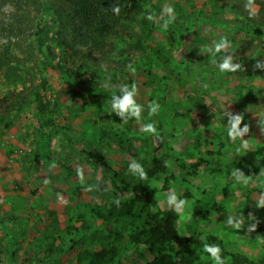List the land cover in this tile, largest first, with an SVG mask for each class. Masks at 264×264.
<instances>
[{
  "label": "rangeland",
  "instance_id": "rangeland-1",
  "mask_svg": "<svg viewBox=\"0 0 264 264\" xmlns=\"http://www.w3.org/2000/svg\"><path fill=\"white\" fill-rule=\"evenodd\" d=\"M263 2L255 0L257 20L264 15L260 12ZM142 3L145 11L138 20L127 15L124 24V17L113 15L111 24L116 28L111 34L131 33L128 38L107 37L101 44L77 42L80 53L68 58L48 49V55L56 58L42 69L41 82L29 74L37 58L41 59L36 46L29 48L26 39L12 45L17 58L0 68V101L5 102L4 106L0 102V264H78V252L92 247L96 235L93 231L89 234L91 230L83 231L75 236L74 246L68 233L71 220L89 215L95 203L104 204L122 195L114 186L115 175H127L132 187L142 182L129 171L130 163L136 160L146 171L152 157L170 147L173 162L206 160L198 176L190 178L191 191L200 202L190 201L179 212L181 233L217 234L227 251L246 254L256 264H264V244L239 236L227 225L229 217L233 223L242 222L241 226L253 221L250 214L254 220L258 216L264 219V209L257 207L264 198V177L257 179L264 169V131L259 126L264 120V67L253 70L257 60L264 61V27L256 30L245 26V15H249L246 0ZM166 5L174 8L176 16L168 30L147 19L154 14L160 20ZM22 12L10 4L1 22ZM37 16L32 10L31 21H38ZM221 37L231 42L228 53L243 66L240 71L221 73L211 63V53L201 51ZM2 41L0 57L8 48ZM223 55L217 54L215 59L219 62ZM25 56L30 58L22 62ZM4 59L5 54L2 62ZM17 60L24 63L18 70L25 83L22 86L13 85L19 75L15 70ZM129 64L136 69L134 74L128 70ZM108 81L114 88L103 86ZM132 83L138 87L136 99L144 111L139 122L133 118L124 123L108 101L114 90L122 95L121 84ZM94 87H104L109 95L91 94ZM23 97H28L31 104L13 109L11 104L22 103ZM153 101L160 108L149 117L148 104ZM39 102L45 105V113L39 109ZM227 112L243 113L241 128L250 126L244 137L250 142L248 150L236 152L242 142L228 137ZM146 123H155L156 135L142 130ZM54 132L46 154L42 147ZM160 134H164L163 140ZM53 162L55 168L51 167ZM178 165L171 168L185 176ZM81 169L83 183L77 175ZM234 169L237 175L252 176V181L248 185L237 182L232 176ZM157 185L161 188L163 183ZM186 186L182 180L170 189L179 197ZM88 187L93 190L86 191ZM171 194L170 190L158 193L162 210L170 209L167 196ZM219 205L224 206L223 211L217 210ZM93 222L94 231L99 229L105 235L116 232L113 225L100 226L99 219ZM140 248L134 247L123 263L146 264L151 255Z\"/></svg>",
  "mask_w": 264,
  "mask_h": 264
},
{
  "label": "trees",
  "instance_id": "trees-1",
  "mask_svg": "<svg viewBox=\"0 0 264 264\" xmlns=\"http://www.w3.org/2000/svg\"><path fill=\"white\" fill-rule=\"evenodd\" d=\"M62 2L56 0H0V43L3 42V39L8 47L5 50L6 53L4 51L0 57L1 69L8 65L7 62L17 58L12 53V45L25 39L29 48L36 46L41 55V59L37 58L35 62L36 67H31L32 70L29 73L32 77H39L41 82L44 81L41 73L51 66L56 58L48 55V49L57 51L61 58H68L72 54L78 56L80 53L79 47H76L77 42L79 44H101L107 37L123 40L128 38L127 36H131V33L128 35L127 32L115 31L111 34L112 30L116 28L111 24L114 15L111 8L113 4L117 3V0H63ZM142 2L143 0H119L120 16L124 17V24L127 21L125 16L131 15L138 20L144 14L145 7ZM10 4L15 5L17 10L20 12L23 10V12L21 15L13 14L6 23L1 22V16L5 14L3 12ZM32 10L38 14V21H31ZM260 12L264 14V2L261 3ZM245 16V26L256 30L263 29L264 15L259 20L256 17L253 19L249 18V15ZM17 17L19 20L15 21ZM4 54L6 60L4 59L2 62ZM29 58L25 56L22 62ZM17 61L15 70L19 75L13 80V85L17 83L22 86L25 83L20 76L21 71L18 70H21L20 66L24 63L20 60ZM37 65L39 69H36ZM36 70L38 73H35ZM90 93H97L103 97L109 95L104 87H94ZM36 94L32 95L35 100H38ZM0 102L4 106V100L2 99ZM39 103V109L45 113V105L42 102ZM30 104L28 97H23L22 103H12L11 107L22 109L23 105ZM2 120L3 117H0V122ZM9 125V123L6 124V126ZM163 135L160 134L162 140ZM55 136V132L49 135L46 146L42 147L46 154L50 151V143ZM173 160L174 154L171 147L152 157L151 165L146 170V179L134 187L127 180V175H115L114 186L122 195H118L104 204L95 203L91 206L89 215L81 214L73 218L75 222L73 219L71 220L68 225V233L70 242L75 243L74 246L77 245L75 240L77 234L91 230L89 234L94 232V236L96 235L92 247L78 252V264H124L123 261L131 255L134 247H142L140 249L151 255L146 264H214L210 255L203 250L206 243L218 245L221 248V255L226 264H256L246 254L227 251L223 246L224 240L217 234L210 232L205 234L198 231L184 236L179 228L180 213L174 208L162 210L159 207L158 193L169 191L173 184L182 180L187 183V186L179 198L187 200L188 203L190 201L200 202L191 191L193 186L190 178L198 176L199 169L206 160L199 158L189 164L185 161L179 162V159L174 162ZM176 162H179V165ZM173 164L178 165L186 175H177L171 168ZM157 183H163V186L160 188ZM126 192L132 193V195L129 196ZM116 200H119V206L114 202ZM223 207L219 205L217 210H222ZM213 208L216 209V206ZM95 219L101 221L100 226L113 225L116 232L105 235L99 229L94 231L93 221ZM76 222H80L81 225L76 226ZM252 223H256L257 227L256 231L250 232L249 227ZM235 233L255 240L257 236L264 233V219L258 216L256 220L247 221L240 229H235Z\"/></svg>",
  "mask_w": 264,
  "mask_h": 264
},
{
  "label": "clouds",
  "instance_id": "clouds-1",
  "mask_svg": "<svg viewBox=\"0 0 264 264\" xmlns=\"http://www.w3.org/2000/svg\"><path fill=\"white\" fill-rule=\"evenodd\" d=\"M257 5L255 3V0H246L245 3V9L248 11L249 18H255L257 15L256 9ZM111 11L115 15H119L121 12V7L119 5V0H117V3L113 4ZM161 19L158 20L157 16L154 14H149L147 16V19L150 21H153L157 24L158 27L162 26L164 30H168L170 24L174 23L176 20L175 16V10L172 6L166 5V7H163L161 13H160ZM166 17V18H165ZM161 21H163L161 25ZM231 47V42L228 40L227 37H221L218 41H215L212 46L208 47L205 46V48L201 49V51H208L211 53V63L218 67L219 71L221 73H234L237 71H240L243 66L239 63H235L233 61V55L228 53V49ZM224 53V55L220 58V61L218 62L215 57L217 54ZM264 67V61L257 60L255 65L253 66V70L255 71L257 68ZM127 68L130 72L133 74L136 72V69L132 66V64L127 65ZM105 88L112 87L110 84V81L105 82L103 85ZM119 92L122 93V95H117L116 91H113L112 96L110 97V100L108 103L111 105V110L113 113L121 117V119L124 121V123H127L129 119H135L136 121H140L142 119V113L144 111V108L141 104L137 102L136 97L138 96V87L135 83H132L130 86L128 84H121L119 86ZM160 108V105L153 101L148 104V114L149 117L154 116L158 113ZM227 120H228V131L227 135L231 140H236L239 138L241 140V145L237 147L236 152L240 153L242 150H248L250 148V142L249 140L244 139L246 135L250 132V126L245 124L243 128H241V125L244 121V115L243 113L239 114H233L231 112L226 113ZM259 126L262 131H264V120L259 121ZM142 130L151 135L157 134V129L155 123H146L143 125ZM52 168L56 167L55 162L51 164ZM129 171L133 174L138 176L140 179H146L147 173L143 166L137 162L136 160H133L129 165ZM77 175L80 179V182H84V173L83 170H78ZM232 176L235 177L236 181L239 183H243L244 185H248L250 181H252L253 177L248 176L245 177L243 174L237 175V171L234 169L232 172ZM259 177H264V169H261ZM45 184H48L49 181L45 180ZM92 187H88L86 191H92ZM171 195L167 196V204L170 208H174L178 212H182L186 205L188 204L187 200L180 199L176 194L175 191L170 189ZM57 198L61 202H65L63 200V197L61 194H57ZM117 206H119V200L114 201ZM257 207L264 209V198H261L257 202ZM250 218L252 220L255 219L254 215L250 214ZM227 225L231 226L233 229H240L242 222L240 223H233V220L231 217H229L227 221ZM257 224L252 223L251 227H249V231H256ZM257 241L261 244H264V237L257 236ZM204 252L208 253L211 257V259L214 261V264H226L225 259L221 255V248L218 245L214 244H204L203 247Z\"/></svg>",
  "mask_w": 264,
  "mask_h": 264
}]
</instances>
